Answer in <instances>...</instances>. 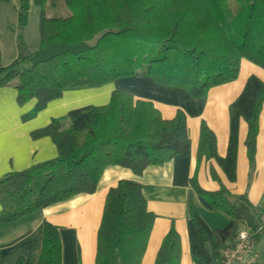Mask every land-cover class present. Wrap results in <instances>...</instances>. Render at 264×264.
I'll list each match as a JSON object with an SVG mask.
<instances>
[{"label": "trees", "instance_id": "trees-1", "mask_svg": "<svg viewBox=\"0 0 264 264\" xmlns=\"http://www.w3.org/2000/svg\"><path fill=\"white\" fill-rule=\"evenodd\" d=\"M30 1L40 6V45L30 51L18 36L17 56L0 67V86L16 89L23 115L35 117L64 90L103 85L120 77L142 75L166 86L185 89L195 98L209 88L234 80L240 58L264 69V0H63L70 15L47 17V0H17L18 28L27 24ZM230 103L226 154L216 152L214 132L199 127L198 156L213 158L233 181L236 177L238 127L247 125L245 145L252 162L264 82L247 77ZM153 102L113 89L103 105L70 109L65 116L33 130L48 135L57 155L30 168L0 176V222H9L79 192L93 193L103 168L117 164L140 174L190 151L187 116L180 109L164 118ZM68 121V124H65ZM211 174L216 175L213 170ZM215 210L229 219L212 229L189 198L187 233L194 264H212V251L236 237L242 221L226 189L206 190L191 180ZM142 185L120 179L108 189L97 229L94 264H140L155 215L145 206ZM241 199L245 200L244 196ZM41 249L34 264H60L58 228L44 220ZM165 233L154 264H179V234ZM255 238V237H254ZM14 264H23L19 257Z\"/></svg>", "mask_w": 264, "mask_h": 264}, {"label": "crops", "instance_id": "crops-1", "mask_svg": "<svg viewBox=\"0 0 264 264\" xmlns=\"http://www.w3.org/2000/svg\"><path fill=\"white\" fill-rule=\"evenodd\" d=\"M1 54L0 46V67L9 64L17 56L15 54L5 58ZM240 59L237 77L209 88L202 98H192L185 89L165 87L147 76H127L100 87L64 90L59 97L49 100L35 117L28 119H24L23 115L33 108L35 99H29L21 105L17 102L13 86H0V176L11 171H24L55 157L57 149L53 140L48 135L33 137L30 132L47 125L51 118L65 116L70 109L107 103L113 89L127 90L135 98L150 100L159 109L160 115L167 119L172 118L177 109L182 110L187 116L190 138V151L187 154H177L163 164L148 165L140 174L121 165H107L93 193L79 192L15 220L0 222V264H14L19 257L23 258V264H34L41 249L44 220L58 228L61 241L60 264H94L95 236L104 196L120 179H133L142 185L145 207L155 215L140 264H154L161 241L172 227L180 238L179 264H194L186 220L189 198L212 229L227 224V216L215 210L196 193L191 180L209 191L221 186L226 189L232 205L241 214L242 221L238 230L244 229L252 234L260 253L256 264H264V102L259 109L252 162L248 158L244 138L247 125L244 119L239 121L235 180L226 178L215 159L198 156L196 153L199 125L204 120L215 134L216 152L220 156L226 154L230 103L241 92L249 75L254 74L264 82V69L248 59ZM211 170L216 178L212 176ZM226 243L213 250L216 254L215 257L212 255V264H216Z\"/></svg>", "mask_w": 264, "mask_h": 264}, {"label": "rangeland", "instance_id": "rangeland-1", "mask_svg": "<svg viewBox=\"0 0 264 264\" xmlns=\"http://www.w3.org/2000/svg\"><path fill=\"white\" fill-rule=\"evenodd\" d=\"M17 0H0V46L5 58L13 57L18 53V36L26 49L33 51L40 45L38 20L40 6L30 1L28 20L21 30L18 28ZM47 17H64L70 15V9L63 0H47L44 5V13ZM16 56V55H15ZM216 251H212L215 257Z\"/></svg>", "mask_w": 264, "mask_h": 264}, {"label": "built area", "instance_id": "built-area-1", "mask_svg": "<svg viewBox=\"0 0 264 264\" xmlns=\"http://www.w3.org/2000/svg\"><path fill=\"white\" fill-rule=\"evenodd\" d=\"M259 255L252 234L242 229L238 230L234 240L222 248L216 264H256Z\"/></svg>", "mask_w": 264, "mask_h": 264}]
</instances>
